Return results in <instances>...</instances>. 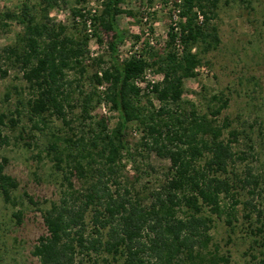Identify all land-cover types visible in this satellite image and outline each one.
I'll list each match as a JSON object with an SVG mask.
<instances>
[{"label": "trees", "instance_id": "obj_1", "mask_svg": "<svg viewBox=\"0 0 264 264\" xmlns=\"http://www.w3.org/2000/svg\"><path fill=\"white\" fill-rule=\"evenodd\" d=\"M36 1L44 9L42 18L33 14L29 1L22 3L19 13L3 16V21H16L24 30L15 45L3 49L0 79L8 77L9 66L18 67L31 94L19 104L27 109L32 128L42 130L49 117H57L72 135L56 138L49 147L68 186L59 202L43 211L47 233L40 237L33 255L40 264H229L224 258L210 255L209 259L205 254L212 242L213 223L205 210L218 217H232L241 204L236 189L239 182L248 190L250 213L263 219L264 210L253 203L259 195L260 179L252 168L243 178L238 174L230 177L231 165L246 159L235 152L240 132L231 129L229 119L219 124L218 118L229 106L224 95L211 98L216 106L209 114L201 115L193 104L188 113H178L183 107L185 80L195 79L203 64L197 51L200 45L208 53L221 43L218 30L209 29L217 1L176 0L181 20L171 29L166 50L150 49L144 56L121 60L119 48L126 36L117 19L125 13L121 9L124 0H108L91 24L110 36L106 45L109 60L105 61V56L92 60L99 68L90 77L94 88L89 93L81 91L80 103L75 106L71 104L73 86L89 73L91 39L85 32L79 37L69 35L67 28L50 19V12L69 0ZM96 33L103 46L104 39ZM177 42L182 45L181 54L175 50ZM149 69L163 76L162 81L150 85L149 94L160 102L158 109L152 100L142 105L148 95L136 84ZM72 73L80 79L70 80ZM102 86H106L104 91L99 90ZM102 104L118 113L119 122L113 129L107 119L95 121L92 115ZM76 108L81 109L84 122H91L88 137H79L72 128L70 116ZM17 114H22L19 107ZM4 120L2 116L0 123ZM11 122L17 126V120ZM132 124L146 131L140 147L170 163L165 182L148 195L149 205L121 176L124 160L132 151L126 140ZM0 139L8 142L1 134ZM6 164L0 160V189L6 202H11L19 184L6 174ZM73 179L82 183L80 190L75 189ZM224 198L232 204L224 205ZM259 264H264V259Z\"/></svg>", "mask_w": 264, "mask_h": 264}, {"label": "rangeland", "instance_id": "obj_2", "mask_svg": "<svg viewBox=\"0 0 264 264\" xmlns=\"http://www.w3.org/2000/svg\"><path fill=\"white\" fill-rule=\"evenodd\" d=\"M28 1L33 14L42 18L44 9L36 0H0V61L3 49L15 45L18 35L24 30L16 21H3V16L10 12L19 13L22 3ZM79 1L61 2L49 15L56 25L67 28L69 35L79 37L85 32L91 39L89 73L73 86L71 104L74 106L80 103L81 91L89 93L94 88L90 77L99 68L92 65V60L100 56H105V61L109 60L106 45L110 36L91 24L108 0ZM216 1L217 9L211 14L209 29L215 27L218 30L221 43L208 53L203 44L200 45L197 51L201 52L203 64L198 68L195 79L185 80L183 107L178 113H188L193 104L201 115L209 114L216 106L211 102L214 95H224L229 100L228 108L218 121L221 124L229 119L231 129L240 132L235 152L246 159L231 165L230 177L238 174L243 178L246 170L252 168L261 183L259 195L253 203L264 210V0ZM177 4L176 0H124L121 9L125 13L117 19L126 36L125 44L119 48L121 60L144 56L150 49L164 52L171 29L177 27L181 20ZM84 20L88 22L86 28ZM95 33L104 39L103 46L98 43ZM175 50L181 54L180 42L175 43ZM2 64L8 67L7 63ZM9 68L8 77L0 79V121L2 116L5 117L4 123H0V134L8 139L7 143L0 139V160L7 161L5 172L19 186L12 192L11 202H6L0 189V264H40L33 251L40 237L47 233L43 211L52 203H58L68 186L49 147L56 138L62 140L72 134L57 117H49L48 126L42 125V130L32 128L27 109L19 104L20 100L26 102L31 97L28 85L18 67ZM79 79L77 74H70V80ZM162 80L161 74L154 69L148 70L142 87L148 97H143V106L152 100L156 109L160 107L154 94H149L148 85ZM78 85L80 89L76 87ZM105 88L102 86L99 90L104 91ZM18 107L21 115L17 114ZM92 115L96 117L95 121L107 119L110 129L119 122L118 113L110 111L104 104L98 106ZM70 118L79 137L90 135L91 122L82 120L80 108L74 109ZM13 119L18 121L16 127L12 125ZM227 135L225 132V138ZM145 136L143 127L130 126L126 140L132 151L124 160L121 176L123 183L134 185L136 194L149 205L151 199L148 195L165 182L170 163L140 147ZM73 184L76 190L81 189L82 183L77 179H73ZM237 185V198L241 204L232 217L227 214L218 217L205 210V215L213 220L212 242L205 254L209 259L212 258L210 255H216L217 260L224 258L229 264H259L264 259V218L260 220L255 213H250L251 207L246 205L250 200L248 190L243 189L239 182ZM223 204H232V200L224 198ZM178 215L181 217L183 214L179 211Z\"/></svg>", "mask_w": 264, "mask_h": 264}, {"label": "built area", "instance_id": "obj_3", "mask_svg": "<svg viewBox=\"0 0 264 264\" xmlns=\"http://www.w3.org/2000/svg\"><path fill=\"white\" fill-rule=\"evenodd\" d=\"M180 12V11H179ZM200 20L202 21L203 19H202V17L200 18ZM176 28V27H175ZM177 31H178V28H177ZM148 72V71H147ZM146 75V74H145ZM143 80H144V78L143 79H141V80H139V81H137V86H139L141 89H142V87H144L145 85V83L143 82ZM153 84H155V83H153ZM152 84V85H153ZM147 86V85H146ZM148 86H150V85H148ZM152 89V87L150 86L149 88H148V92H150V90Z\"/></svg>", "mask_w": 264, "mask_h": 264}]
</instances>
